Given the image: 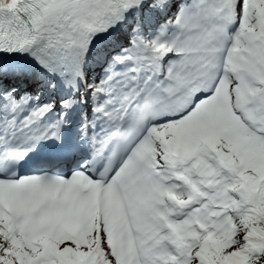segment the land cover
<instances>
[{
  "label": "snow or ice",
  "instance_id": "obj_1",
  "mask_svg": "<svg viewBox=\"0 0 264 264\" xmlns=\"http://www.w3.org/2000/svg\"><path fill=\"white\" fill-rule=\"evenodd\" d=\"M0 264H264V0H0Z\"/></svg>",
  "mask_w": 264,
  "mask_h": 264
}]
</instances>
